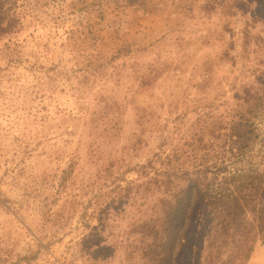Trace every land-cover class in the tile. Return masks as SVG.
<instances>
[{
    "label": "rangeland",
    "instance_id": "1",
    "mask_svg": "<svg viewBox=\"0 0 264 264\" xmlns=\"http://www.w3.org/2000/svg\"><path fill=\"white\" fill-rule=\"evenodd\" d=\"M263 2L18 0L0 38V264H153L143 220L161 198L232 174L246 200L225 236L183 253L191 194L163 264H264ZM87 18L127 52L79 36Z\"/></svg>",
    "mask_w": 264,
    "mask_h": 264
},
{
    "label": "trees",
    "instance_id": "2",
    "mask_svg": "<svg viewBox=\"0 0 264 264\" xmlns=\"http://www.w3.org/2000/svg\"><path fill=\"white\" fill-rule=\"evenodd\" d=\"M17 1L18 0H12L10 4L5 6L3 16L0 19V38L1 35L15 34L21 20L26 17L25 14L27 13V10H25V7L23 6L25 0H20L23 4L20 7L16 6ZM36 5L37 4L34 5V8ZM20 8H22L25 13L20 10ZM262 8V12H264V5ZM103 12L104 11H100L99 15L102 16ZM4 20H6V24L3 26ZM81 28L82 31L79 36L84 35V38L91 37L90 39L96 43L98 41L97 38H100V36L92 33H100L103 36L100 39L104 46L109 45V42H111L112 48L110 47V49H114V53L122 54L127 52L125 51V45L123 43L114 42L112 38L104 37L102 31L98 29L97 25L90 19L87 18ZM11 48L12 47L8 45L6 46L7 50H10ZM9 54H11V52H9ZM169 158L170 156L166 157V165L170 167L172 159ZM163 175L166 176L167 183L171 184L170 177L177 178V176L181 174L180 171H174V168H171L170 171ZM239 175L232 174L229 178H225L224 187L219 189V193H212L213 184L203 181L202 178H197L196 181H189V184H187V187L181 192L180 196H173L172 199L169 198L167 200L162 197L161 200L163 201L161 202V205L166 204V206H168L167 212L164 213L161 208L160 210H158L159 208H156L152 210L148 219L143 220V238L151 241L150 244L146 243L143 247V260L153 264H163V262L169 260L171 253L166 246L172 241L173 233L177 231L176 224L181 217L180 206L191 194H194L196 197V206L195 208H192V214L189 218L190 222L193 221L192 225L190 224L185 230V233L181 235L180 240L183 253L191 256V259H193L194 262H199L205 252L209 251L211 253V244L213 241L210 239V228H217L218 235L224 237L225 221L235 219L238 217L239 211H244L241 201L246 200V198L239 194L236 195L235 193H241V188L244 187L239 181ZM259 186L261 187V192H259L254 202L256 203V206L260 208V206L264 205V178L259 181L258 187H254L258 189ZM261 210L262 208L259 209V212H261ZM163 214L165 215L163 216ZM215 219H217V221L219 220L215 224L216 226L213 225ZM143 242H145L144 239ZM110 249L109 246H104V244L96 246V250L99 252L110 251Z\"/></svg>",
    "mask_w": 264,
    "mask_h": 264
}]
</instances>
